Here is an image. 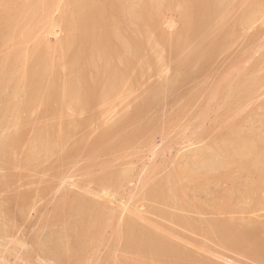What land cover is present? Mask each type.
<instances>
[{"label":"rangeland","instance_id":"obj_1","mask_svg":"<svg viewBox=\"0 0 264 264\" xmlns=\"http://www.w3.org/2000/svg\"><path fill=\"white\" fill-rule=\"evenodd\" d=\"M4 1L5 3L11 2L15 4V6L16 4L28 5L30 2H36L42 6L47 2V0H3V2L0 0V3L2 2L5 4ZM143 1L148 3L150 0ZM244 1L245 0H228L226 5L218 11L217 16H214L213 19L210 18L211 21H209L207 18H204L206 17L205 13H203L205 11L200 5L201 3L199 4L197 0H193L195 6L192 7L193 9L191 10L188 8L190 3L188 4L186 0H162L158 5L152 4V7H148L150 9H147L146 20L140 24L141 27L139 26L138 21H130L128 12H134L138 9L137 4L131 6L130 10H127L126 12L127 19L125 18V20H127V22L123 21L125 25H119L118 27L120 28L124 41H128L131 37H136L142 42L141 49L139 50L141 51L139 52V58L137 56L136 59H133L136 60L134 63H137L134 64L135 68L131 76L132 79L130 80V77L127 79L128 83L126 82L127 84H125L121 92L115 94L113 97L111 96L107 98L105 102L102 101L97 103V106L94 105L92 109H83L84 111L76 109L73 106H68L69 104L67 102L65 103L66 105L64 104L65 106L63 105L64 108L60 105V102L58 107V102L56 101L54 102L52 100L50 103L45 101L47 98L46 95L50 92V86L55 87L56 91L57 89L59 90L57 92V96L59 97L61 92L63 93V89L66 87V82L77 75V73L73 74V71L71 72V66L74 65L73 63L76 65L77 61L76 47L64 44H67V37L69 38L72 35V31L79 29V27H77L79 24L77 22H71L70 26L72 30H70L68 27H64L65 25L60 23V20L63 19L62 16H65L68 11L73 10L74 7H71L74 3L71 0V3L69 0H55L53 3V11H51V13L41 12L37 15L38 17L36 16L33 20L29 17H26L27 19L20 17V25L16 22V16L14 17L16 13L13 11V13L11 12L14 14L11 19V22L13 20V23H15L14 28L13 25H11V29H9V32L11 33H9L8 30L1 31V33L4 34L5 32L12 34V37H10L8 41H4L6 42L4 43L5 45L2 42L0 43V81L6 70V60L10 55L14 56L15 54H19L20 58L22 54V58L17 61L18 66L17 62L11 65V69L14 70L17 68L14 70L16 80L14 81L15 83H13L14 86L11 87L12 90L9 89L5 92L7 94L6 96H3L5 98L0 96V102L2 101L3 103L7 100L5 102L7 105L6 107H11V109L9 107L10 112L7 111L9 114L7 112V114H5V123L3 122L0 126V144L3 141L9 140L10 137H12L10 136L12 132L13 136L17 137L15 140L16 145H14L17 146V150H12L14 148L11 147L7 153L0 156V179L3 184L5 181L4 179L7 178L9 180V184L7 183V180L5 186L0 181V264H110L111 262V264H161L162 261L155 263L156 259L152 258V256H147L146 258H143L145 259L143 260L137 252L135 253L134 250L126 247L128 245L125 244L127 237H124V235H126L124 227L128 222L137 223L136 225L139 228H146L158 237L160 236L163 240L168 241L173 246L180 248L185 254H189V258L187 255L189 261L187 258L184 260L182 257H178L177 260V257H174L170 258L171 260L173 259L172 261L168 260L170 264H181L183 260L184 262L187 260L188 264H192L194 257H196V259L198 258V262H196L197 264H202L200 262H203V264H261V259V261L258 262L257 259H254L255 257L253 255V257H251V254L247 253L250 252L249 250H244L242 252L238 250V252L236 249L234 250L233 247L230 248L231 246H228L227 244L225 245L224 242L222 244L221 237L218 235V238L215 232L211 233L213 231L210 228L209 221L219 219L229 220L231 222L235 221L234 223H237V221L238 223H243L248 220L250 223L253 222V224H261L262 233H264V203L254 207V200L259 195L258 198L264 200V190H260L262 193L259 191L258 196H254L255 198L246 195V189L248 187L251 188L250 186H252V184L256 186L260 178L264 176V163L260 166L261 169L259 167V170H257L258 168L250 167L247 168L248 170L246 171L244 168H236L239 166L236 164L232 165L236 169H233L231 166L230 169H228L229 171H227V169L215 170L211 173L213 180L208 184V190L203 191L197 189L196 183L193 184V182L184 179L178 182V187H176L177 185L175 186L177 192L173 194L166 192L171 189L170 186L173 187L175 182L177 183V180L173 181V178H169L173 177L178 170H184L190 166L194 172H198L196 174L198 176H201L203 173L211 175L210 171L207 169H203L199 165H193V162L196 159L195 155H204L205 152L208 154L213 153V157L218 159L227 157L229 155L227 153L229 145L227 144L229 141L228 139H231L229 138L231 136L233 137L232 139H237L236 141H241V139L244 141L248 139L251 143L258 142V145L261 146L259 150L264 154V83H259L260 86L258 84L259 80L260 82L264 80V56H262L264 55V4L262 3L263 6L259 7L255 16L256 18H254L255 21L242 24L243 26L240 25L238 27L239 20L242 18L245 11L248 10L249 6H251L247 2L248 5L243 4ZM44 15L46 17H44ZM204 19L205 21H208L205 22ZM16 24L19 25V27H17ZM22 24H26V27ZM15 26L18 29H16ZM12 29L13 32L11 31ZM229 29L232 33L230 35L228 34V32H230ZM69 30L71 31L70 33H68ZM233 30H236L238 33L236 31L232 32ZM223 31L227 32L228 36ZM167 33L169 35H167ZM198 33L199 35H197ZM225 34L226 36H224ZM222 36L223 38L226 37L224 39L225 42L227 41L225 45H222L223 47L219 46L212 55L208 53L209 51H205V54L189 68L190 70L185 68V63L187 62L188 57L192 56L197 50H204L206 47L209 48L208 45L210 43L218 42L217 40L222 39ZM227 37L229 38L228 40ZM195 40H197V42H195ZM192 44L195 47H193ZM40 46L43 47V50L47 52V56L50 57L48 58V63L49 68H52L54 71L53 75L48 74L45 76L39 99L28 108L22 109V112L20 111L18 114L16 113L13 115V104L18 102L19 104H22L25 102V93L28 91L29 80H24L23 78V73L26 69V62L28 61L29 63L32 58L35 57L37 54L36 51ZM27 54L28 57L26 56ZM30 55H34V57H31ZM203 58H205L206 61H204ZM202 61L204 62V65ZM95 63L93 64V68L97 63H101L99 58H96ZM124 63L126 62L124 61ZM124 63L120 65V68H124L126 65ZM201 63L203 66L200 65ZM257 63L260 64L259 66L261 69L257 66ZM2 65H4L5 68L2 67ZM199 65L200 67H198ZM255 67H258L256 68L258 69L257 72L256 69L255 72L252 70ZM239 68L242 72H246L244 71L246 68V70L250 69V72L247 71L246 73H243L242 77L245 80L248 79L247 81H255L256 78V81H258H255L257 84L256 90H258L255 92L254 97L252 96L251 98L246 99V102H244L245 100H241V102L235 97L236 100H234V102L237 100L240 102L237 101L234 103L232 101L233 98L229 97L226 92L219 91L220 93H216L215 90H218L219 87L225 86L237 79V81H239L242 74ZM183 71H185V74L183 73L181 75ZM251 71L253 72L252 76ZM238 73L240 74L238 75ZM226 74L228 76H226ZM19 75L20 78H18ZM237 75L239 77H237ZM254 75L255 78H253ZM36 76L37 78H34V81L32 80V84L39 82L38 80L41 78V74ZM53 76L56 77L58 81L56 78L54 80ZM89 76V79H94L93 76L95 77V73L90 71ZM258 77L260 79H258ZM48 80L50 82H48ZM45 90L48 91L46 92ZM14 91L17 93L15 98H13V96H15ZM157 91H160L158 97L154 96ZM221 93H223V96ZM214 94L220 95L214 96ZM219 96L221 97L219 98ZM2 98L3 100H1ZM41 100H43V102H41ZM231 102H233L236 107L233 106ZM5 103L3 104L5 105ZM229 105L231 107H229ZM39 106L41 108H39ZM201 111H203V113H201ZM20 114H22V116ZM37 114L40 115L37 116ZM130 115L132 116L131 119L130 117H127ZM16 116L18 117L16 118ZM121 119H130L131 122H127L123 127L124 129H121V131L118 130L116 133L114 129L120 124V122H123ZM16 120L19 122H16ZM82 122L85 124L83 125ZM127 124L130 125L128 126ZM48 125H50L52 129H50L51 127L49 126L50 130H48ZM53 126L58 128L57 132L56 128H53ZM69 128L71 130H67ZM112 128L114 129L111 130ZM42 129H44L43 133ZM53 129L55 130L53 131ZM109 130L111 133H109ZM35 131L36 136L34 134ZM37 131H40L41 134ZM48 132H56L57 134L62 132L65 133H62L64 134L63 141L65 140L63 145L60 144L63 142L62 139L60 140L61 142L59 141V144L57 142L53 143L56 145V149L59 145L58 147L61 148L62 146L63 150L62 148L56 150L55 147H53L52 150L46 151L50 152L51 157L49 156V153H46L44 150H38V157L35 159L36 154L31 148L36 142H44L51 139L47 138L50 135V133L48 135ZM112 132H115V134ZM15 134H18V136ZM108 134L109 136L110 134L112 135L109 137ZM20 136L22 137L21 140L19 139ZM43 136H45L44 138L46 139H44ZM127 136L131 138L125 141V139L128 138ZM102 138L105 140V144H103L105 147H102L103 151L101 150V147L93 148L92 143H95L96 145L98 140ZM27 139L29 141H27ZM134 139H136V141ZM30 140L32 142H30ZM28 142L31 143L29 146H27ZM79 142L84 143L79 144ZM77 144L80 146L76 147ZM219 147L222 148L219 151L217 150L218 152L214 151ZM70 148L77 152L72 151ZM29 149L31 153L28 151ZM27 151L32 154L33 157L30 154H28V156ZM67 151L71 153L74 152V154L68 157L67 154H69V152L66 154ZM218 153L219 156H217ZM65 155L68 157L69 161L66 159L67 157H64ZM28 158H31L30 160L33 161L31 162L29 160L28 162ZM245 158L248 159L246 156L239 157V159L242 160ZM6 159L8 161L13 160L14 162L9 163L7 161L8 164H6ZM24 159L25 161L27 159L28 164L25 165L22 163L25 162L23 161ZM30 164L33 166L31 167ZM41 164L43 165L40 166ZM223 170L224 172H222ZM242 170L244 171L242 172ZM119 171L120 174H122L120 176L126 174L125 177L128 178V180L124 179L120 185L113 184L115 185L113 186L114 188L112 185H102V183L98 181L101 177L104 178V176H109V174L110 176L112 174L115 176V173L117 174ZM235 171L237 173H234ZM231 172L233 174H231ZM234 175L237 178H235ZM117 176H119V174ZM96 179L97 181H94ZM227 179H230L229 182ZM163 182L165 187L164 185H161ZM165 182H167L168 185ZM1 184L3 185V188ZM121 184H123L122 187ZM249 188L247 190H249ZM232 190H234L233 193L237 191L234 193L235 195H233ZM159 191L161 194L165 192L167 193L166 195L168 197L165 199V202L158 197V193H160ZM148 193L150 195H148ZM227 193L232 194L228 199H226L229 195H227ZM239 194L241 196L245 195L246 197L241 199L239 198ZM151 195L152 198L150 197ZM231 197L233 198L232 200ZM72 198H83L84 200L86 199L93 202L99 207L101 205V212H103L105 216L103 215V217H99L97 219L98 221H91V223L95 224L94 226H97V222L98 225L100 224L99 227L97 226L98 229L95 228L96 231H89L92 234H89L88 231H86L85 234L79 230V228L77 229V231H79L76 232V227L73 225H76V222L78 223L80 218L77 220L76 214L72 211L69 213V207H71V203L69 202L73 200ZM224 199H226V201ZM223 200L230 203L228 205H230L231 211L228 210L225 213H221V215L216 213L218 216L211 213L213 207H209L214 204L216 205V203H222L221 201ZM203 203L205 204L204 209L206 208L210 211L207 210L208 212L204 213L201 210ZM237 203H239V205ZM236 204L237 206H235ZM65 207H68V209H65ZM64 209L66 210L65 214L69 213L68 216L65 215L68 219L64 216L65 220L62 219L63 215H60V212L63 213ZM56 214L60 215L59 217H61V220L60 218L58 219ZM178 217H183L187 221H180L181 223H179ZM74 218L76 221L73 220ZM111 219L113 221H111ZM99 221L101 222L99 223ZM108 221L109 223H107ZM190 223L193 224V227ZM186 224L188 226H186ZM80 231L86 236L82 235L83 238L80 237ZM65 233L67 234L65 235ZM72 233L78 235V237L72 235ZM115 233H117V235ZM87 234L91 236L88 238L89 235ZM120 234L121 237H124L125 239H122ZM84 237H86V239H84ZM75 239H77V241H75ZM83 239L84 241L82 242ZM72 240L75 243L78 241L82 242L80 244L84 245V247L77 246L80 245L79 242L76 245L74 242L72 243ZM68 242L69 244L67 248L66 245ZM86 242L92 243V245L89 243L90 247H87V249L85 248L88 245ZM114 247L117 248V250ZM78 249L81 250L78 251ZM168 261H166V263ZM174 261L177 263H173ZM187 261L185 264H187ZM195 261L196 260H194L193 264H195ZM163 262L165 263V261Z\"/></svg>","mask_w":264,"mask_h":264},{"label":"bare ground","instance_id":"obj_2","mask_svg":"<svg viewBox=\"0 0 264 264\" xmlns=\"http://www.w3.org/2000/svg\"><path fill=\"white\" fill-rule=\"evenodd\" d=\"M2 2H3V0H1ZM8 1H10V0H8ZM54 1L55 0H47V2L44 4V5H39V4H37L36 2H30V4H28V5H17L16 4V6H15V4H13V3H11V2H8V3H5V1H4V3L5 4H3L2 2V4L0 3V43L2 42L3 44L4 43H6V42H4V41H8L9 40V38L10 37H12V34H8V32L10 31L9 29H11V25H13V28H14V25H15V23H13V20H12V22H11V19H12V15H14V14H12L13 12L14 13H16V15H14V17L16 16V22H17V24H19L20 25V21H21V18H23V19H27L26 17H29V18H31L32 20L33 19H35V17L37 16V15H39V13H41V12H45V13H51V11H53L52 9H53V3H54ZM73 3H74V5H72V7L71 8H73V10H71V11H68V10H65V11H68L66 14H65V16H62V20H60V23L61 24H63V25H65L64 27H68L70 30H72L71 29V22H77L78 24H79V26H77V27H79V29H77L76 31H72V35L68 38L67 37V44H64V45H67V46H75L76 47V50L75 49H73V50H75L76 51V60L78 61H76V65H75V63H73L74 65V67L73 66H71V72L73 71V74H76L77 73V75L76 76H72L73 78H71V80H68L67 82H66V87L63 89V93L61 92V94L59 95V97L57 96L58 95V89H57V91H56V88L55 87H51L50 86V92H48V94L46 95L47 96V98H46V102L47 103H50L52 100L55 102H58L57 103V106L59 105V102H60V105H62V107H64L66 104V102L69 104H67L68 106H73V107H75L76 109H80V110H83V109H86V110H88L89 108H91L92 109V107L94 106V105H96L97 103H99V102H105V100H107V98H109V97H113V96H115V94H117V93H119V92H121V90L124 88V86H125V84H127L128 82H127V79L130 77V80L132 79L131 78V76H132V74H133V71H134V68H135V66H134V64L135 63H137V62H135L134 63V61H136V60H133L134 58L136 59V57L138 56V58H139V52H141V51H139L140 49H141V46H142V42H141V40L138 38H136V37H131V38H129L128 39V41H124V38L122 37V34H121V32H120V28L118 27L119 25H125V23L123 22V21H126L127 22V20H125V18L127 19V14H126V12H127V10H130V8H131V6H133V5H136L137 4V6H138V9L136 10V11H132V12H128V15L130 16V21H133V20H136V21H138L139 22V26H140V24L141 23H143V21H145L146 20V11H147V9H150V8H148V7H152V4H156V5H158L159 3H161V1L162 0H150L148 3H146V2H144L143 0H71ZM250 1V0H249ZM248 0H245L244 2H243V4H245V5H248L247 3H249V5H251V6H249V8H248V10H246L245 11V13L243 14V16H242V18L239 20V22H238V27L240 26V25H242V24H246V23H250L251 21H255L254 20V18H256L255 16H256V14H257V12H258V9H259V7L261 6H263L262 5V3L264 4V0H253V1H250L249 2ZM7 2V1H6ZM69 2H70V0H69ZM186 2L189 4L190 3V6L188 7V8H190V10L191 9H193L192 7H194L195 5V2H193V0H186ZM197 2H199V4L202 6V8H203V10L205 11V12H203V13H205V15H206V17H204L205 19L207 18L209 21H211L210 20V18L211 19H213V17L214 16H217V14H218V11L219 10H221L225 5H226V2H228V0H197ZM242 2V1H241ZM247 2V3H246ZM71 3V2H70ZM69 3V4H70ZM185 3V2H184ZM196 4H198V3H196ZM185 5H186V3H185ZM171 6V5H170ZM188 6V5H187ZM14 7V8H13ZM67 8V7H66ZM71 8H69V9H71ZM187 8V7H186ZM186 8H185V10H186ZM264 8V7H263ZM59 9V8H58ZM57 9V10H58ZM170 9V8H169ZM244 10V9H243ZM13 11V12H12ZM187 11V10H186ZM185 11V12H186ZM2 12V13H1ZM12 12V13H11ZM64 12V11H63ZM148 12V11H147ZM179 12V11H178ZM189 13V12H188ZM29 14H30V16H29ZM42 15V14H41ZM63 15V14H62ZM53 16V15H52ZM185 16V15H184ZM258 16V15H257ZM21 17V18H20ZM38 17V16H37ZM44 17H46L45 15H44ZM49 17V16H48ZM17 18H19V19H17ZM40 18V17H39ZM30 19V20H31ZM205 19H204V21H205ZM41 20V19H40ZM191 20V19H190ZM207 20V21H208ZM28 21V20H27ZM195 21V20H194ZM193 21V22H194ZM203 21V22H204ZM207 21H205V22H207ZM238 21V20H237ZM20 22V23H19ZM220 23V22H219ZM222 23V22H221ZM237 23V22H236ZM16 24V26L17 27H19V25H17ZM76 24V23H75ZM77 24V25H78ZM151 24V23H150ZM223 24V23H222ZM225 24V23H224ZM23 26H25L24 24H22ZM35 25V24H34ZM157 25V24H156ZM236 25V24H235ZM15 26V28L16 29H18L17 27ZM75 26V25H74ZM73 26V27H74ZM220 26V25H219ZM222 26V25H221ZM225 26V25H224ZM243 26V25H242ZM26 27V26H25ZM58 27V26H57ZM141 27V26H140ZM152 27V26H151ZM237 27V26H236ZM129 28V27H128ZM194 28V27H193ZM225 28V27H224ZM223 28V29H224ZM228 28V27H227ZM21 29V28H20ZM67 29V28H66ZM76 29V28H75ZM197 29H200V28H197ZM2 30H8V32L6 33L5 31V34L4 33H1V31ZM25 30V29H24ZM65 30V29H64ZM68 30V29H67ZM69 30V32L68 33H70L71 31ZM123 30V29H122ZM184 30V29H183ZM210 30V29H209ZM12 32H13V29L11 30ZM155 31V30H154ZM182 31V30H181ZM203 31V30H202ZM229 31H230V29H229ZM236 30H233L232 32H235ZM241 31V30H240ZM20 32V31H19ZM222 32V31H221ZM223 32H225V31H223ZM237 32V31H236ZM9 33H11V32H9ZM16 33V32H15ZM23 33V32H22ZM63 33V32H62ZM189 33V32H188ZM226 34H227V32H225ZM238 33V32H237ZM17 34V33H16ZM180 34V33H179ZM226 34L224 35V36H226ZM228 34L230 35V34H232L231 33V31L230 32H228ZM228 34H227V36H228ZM236 34V33H235ZM13 35H15V34H13ZM137 35V34H136ZM156 35V34H155ZM167 35H169L168 33H167ZM189 35V34H188ZM197 35H199V33L197 34ZM18 36V35H17ZM17 36H15V37H17ZM21 36H23V35H21ZM126 36V35H125ZM135 36V35H134ZM152 36V35H151ZM219 36V35H218ZM158 37V36H157ZM195 37V36H194ZM206 37V36H205ZM21 38V37H20ZM164 38V37H163ZM224 38H226V37H224ZM223 38V36H222V39H220V40H217L218 42H216V43H210L208 46H209V48H205L204 50H197V51H195L194 52V54L192 55V56H190V57H188L187 58V62L185 63V68L188 70L190 67H192V65L198 60V59H200L204 54H205V51H209L208 53L210 54V55H212L213 53H214V51L219 47V46H221V47H223L222 45H225V43L227 42H225V39ZM198 39H200V38H198ZM214 39H216V38H214ZM229 38L227 37V40H228ZM17 40V39H16ZM15 40V41H16ZM158 40V39H157ZM168 40V39H167ZM180 40H182V39H180ZM190 40V39H189ZM204 40V39H203ZM41 41V40H40ZM65 41V40H64ZM122 41H124V42H122ZM159 41V40H158ZM201 41V40H200ZM205 41V40H204ZM213 41V40H212ZM149 42H150V40H149ZM162 42V41H161ZM174 42H176V41H174ZM177 42H179V41H177ZM195 42H197V40H195ZM203 42V41H202ZM194 43V42H193ZM205 43V42H204ZM8 44V43H7ZM48 44V43H47ZM63 44V43H62ZM61 44V45H62ZM158 44H159V42H158ZM163 44V43H162ZM195 44V43H194ZM206 44V43H205ZM5 45V44H4ZM64 45H63V48H64ZM161 45V44H160ZM182 45V44H181ZM196 45V44H195ZM49 46V45H48ZM180 46V45H179ZM192 46H193V44H192ZM197 46H199V45H197ZM260 46V45H259ZM166 47V46H165ZM169 47H170V45H169ZM178 47V46H177ZM193 47H195V46H193ZM252 47V46H251ZM4 48V47H3ZM204 48V47H203ZM165 49V48H164ZM184 49V48H183ZM227 49V48H226ZM225 49V50H226ZM3 50V49H2ZM166 50V49H165ZM4 51V50H3ZM56 51H58V50H56ZM168 51V50H167ZM180 51V50H179ZM185 51V50H184ZM2 52V51H1ZM166 52V51H165ZM3 53V52H2ZM5 53V52H4ZM34 53V52H33ZM37 53V54H36ZM36 53H34V54H36L35 55V57H34V55L33 56H31V57H34V58H32V60L28 63V61L26 62V65H25V70H24V73H23V78H24V80H29V85H28V91H27V93H25L26 95H25V102H23L22 104H19V102L18 103H14L13 104V107H12V109H13V111L12 112H14L13 113V115H15L16 113L18 114L22 109H25V108H28L30 105H32L34 102H36L38 99H39V96H40V94H41V91H42V87H43V82H44V80H45V76L46 75H53V69L51 68H49V63H48V58H50V57H48L47 56V52H45L44 50H43V47H39V49L36 51ZM259 53V52H258ZM10 54V53H9ZM191 54V53H190ZM6 55V54H5ZM8 55V54H7ZM27 57H28V54L26 55ZM52 56V55H51ZM243 56V55H242ZM262 56H264V55H262ZM9 57V56H8ZM7 57V58H8ZM26 57V58H27ZM181 57V56H180ZM205 57V56H204ZM206 57H207V55H206ZM205 57V58H206ZM208 57H209V55H208ZM21 58H22V54H21V56H20V58H19V54H15L14 56H12V55H10V57L6 60L7 61V63H6V70H5V73H4V75H3V77H2V79H1V81H0V96L1 97H3V96H6L7 94L5 93L7 90H9V89H11V87H13L14 85H13V83H15L14 81L16 80V75H14V70H16L17 68H15L14 70L13 69H11V65L12 64H14V63H16L18 60H21ZM66 58V57H65ZM96 58H99V60H100V64L99 63H97V65L93 68V64L95 63V60H96ZM185 58V57H184ZM205 58H203L204 59V61H206L205 60ZM25 59V58H24ZM207 59H210V58H207ZM243 59V58H242ZM260 59V58H259ZM258 59V60H259ZM183 60V59H182ZM257 60V61H258ZM124 61L126 62V63H124ZM185 61V60H184ZM260 61V60H259ZM52 62V61H51ZM75 62V61H74ZM148 62V61H147ZM203 62V61H202ZM264 62V61H263ZM126 64L125 66H124V68H120V65L121 64ZM182 63V62H181ZM262 63V62H261ZM25 64V63H24ZM24 64H22V65H24ZM96 64V63H95ZM258 64V63H257ZM21 65V66H22ZM52 65V64H51ZM70 65H71V63H70ZM69 65V66H70ZM184 65V64H183ZM200 65H202V63L200 64ZM200 65L198 66V67H200ZM203 65H204V62H203ZM202 65V66H203ZM235 65V64H234ZM260 64H258L257 66H259ZM17 66H18V62H17ZM16 66V67H17ZM20 66V67H21ZM28 66V67H27ZM139 66V65H138ZM182 66V65H181ZM237 66V65H236ZM239 66H240V64H239ZM243 66V65H242ZM2 67H4L5 68V66L4 65H2ZM54 67H55V65H54ZM178 67H179V65H178ZM195 67V66H194ZM260 67V66H259ZM13 68V67H12ZM182 68V67H181ZM256 68H258V67H255V68H253L252 70H253V72H255V69ZM19 69V68H18ZM21 69V68H20ZM62 69V68H61ZM64 69H66V68H64ZM63 69V70H64ZM185 69V70H186ZM240 69V68H239ZM238 69V70H239ZM247 69V68H246ZM244 70V71H249L250 69H248V70ZM260 69H261V67H260ZM23 70H21V71H23ZM67 70V69H66ZM69 70V69H68ZM182 70V69H181ZM190 70V69H189ZM241 70V69H240ZM92 72V73H95V77L93 76V78L94 79H89V72ZM237 71V70H236ZM258 71V69H256V72ZM66 72V71H65ZM68 72V71H67ZM189 72V71H188ZM235 72V71H234ZM233 72V73H234ZM241 72H242V70H241ZM246 72H242V74H241V78H240V80L239 81H234V82H230V83H228V84H226L225 86H221V87H219L218 88V90H215L216 91V93H220L219 91H221V92H226L227 94H228V96L229 97H231V98H233L232 99V101L234 102V100H236V98L235 97H237L240 101L241 100H245L244 102H246V99H249V98H251L252 96L254 97V94H255V92L258 90H256V87H257V84H256V82H258V81H256V78H255V75L253 76V78H255V81L254 80H250V81H247V80H245V79H243V77H242V75H243V73H246ZM250 72V71H249ZM249 72H248V74H249ZM253 72L251 71V76L253 75ZM20 73V72H19ZM18 73V74H19ZM56 73V72H55ZM54 73V74H55ZM143 73V72H142ZM185 74V71H183L182 73H181V75L182 74ZM232 73V72H231ZM236 73V72H235ZM260 73H262V72H260ZM41 74V78H39V82H37V83H35V84H32V80L34 81L35 79L34 78H37V76L36 75H40ZM57 74H59V73H57ZM68 74V73H67ZM69 74H71V73H69ZM72 74V75H73ZM240 73H238V75H239ZM247 74V75H248ZM56 75V74H55ZM65 75V74H64ZM180 75V76H181ZM225 75V74H224ZM235 75V74H234ZM237 75V77H239ZM22 76V75H21ZM62 76V75H61ZM89 76V77H88ZM179 76V77H180ZM226 76H228L227 74H226ZM249 76V75H248ZM54 77V76H53ZM88 77V78H87ZM92 77V76H91ZM237 77H235V78H237ZM257 77V76H256ZM18 78H20V75H19V77ZM55 78L56 77H54V80H55ZM184 78V77H183ZM226 78V77H225ZM230 78V77H229ZM229 78H227V79H229ZM263 78V77H262ZM261 78V79H262ZM49 79H50V77H49ZM63 79V78H62ZM178 79V78H177ZM258 79H260L259 77H258ZM257 79V80H258ZM56 80H57V78H56ZM168 80V79H167ZM180 80H182V79H180ZM233 80V79H232ZM20 81V80H19ZM58 81V80H57ZM64 81H65V79H64ZM138 81V80H137ZM262 81V80H261ZM48 82H50L49 80H48ZM52 82H53V80H52ZM62 82V81H61ZM60 82V83H61ZM127 82V83H126ZM139 82V81H138ZM168 82V81H167ZM167 82H166V85H167ZM221 83V82H220ZM261 84V83H264V80L262 81V82H260V80H259V82H258V84ZM27 84H28V82H27ZM32 84V85H31ZM46 84V83H45ZM47 84H49V83H47ZM56 84V83H55ZM219 84V83H218ZM260 84H259V86H260ZM16 85V84H15ZM51 85V84H50ZM53 85V84H52ZM63 85V84H62ZM139 85V84H138ZM27 86V85H26ZM49 86V85H48ZM169 86V85H168ZM18 87V86H17ZM22 87V86H21ZM45 87H46V85H45ZM56 87H57V85H56ZM127 87V86H126ZM58 88V87H57ZM171 88V87H170ZM60 89V88H59ZM168 89V88H167ZM12 90V89H11ZM25 90H26V88H25ZM24 90V91H25ZM62 90V89H61ZM159 90V89H158ZM209 90V89H208ZM46 91V90H45ZM44 91V92H45ZM48 91V90H47ZM46 91V92H47ZM203 91V90H202ZM214 91V92H215ZM15 92V91H14ZM26 92V91H25ZM165 92H166V90H165ZM124 93V92H123ZM201 93H203V92H201ZM260 93V92H259ZM258 93V94H259ZM16 92L14 93V95L15 96H13V98H15L16 97ZM198 94V93H197ZM222 94V96H223V93H221ZM225 94V93H224ZM11 95V94H10ZM21 95V94H20ZM19 95V96H20ZM160 95V91H157L155 94H154V96H156V97H158ZM188 95V94H187ZM189 95H191V94H189ZM201 95V94H200ZM215 95H217V94H214V96ZM218 95H220V94H218ZM217 95V96H218ZM226 95V94H225ZM9 96V95H8ZM12 96V95H11ZM216 96V97H217ZM23 97V96H22ZM221 96H219V98H220ZM3 98H5V97H3ZM3 98L1 99V100H3ZM205 98V97H204ZM218 98V97H217ZM235 98V99H234ZM6 99H8V98H6ZM11 99V98H10ZM9 99V100H10ZM19 99V98H18ZM43 99V98H42ZM183 99V98H182ZM229 99V98H228ZM252 99H254V98H252ZM251 99V100H252ZM20 100V99H19ZM187 100H189V99H187ZM239 100H237L238 102H240ZM7 100H5L3 103H5ZM237 101H235V102H237ZM250 101V100H249ZM249 101H247V102H249ZM14 102H16V101H14ZM41 102H43V100H41ZM210 102H212V101H210ZM233 102H231L232 103V105L233 106H235L234 105V103ZM242 102V101H241ZM243 102V103H244ZM251 102V101H250ZM2 103V101L0 102V126L2 125V123L4 122V120H5V114H9V107L10 106H8V107H6L7 105H6V103H5V105ZM10 103V102H9ZM38 103V102H37ZM204 103V102H203ZM208 103V102H207ZM253 103V102H252ZM65 104V105H64ZM105 104H107V103H105ZM209 104V103H208ZM213 104V103H212ZM237 104H239V103H237ZM245 104V103H244ZM243 104V105H244ZM250 104V103H249ZM9 105V104H8ZM41 105H42V103H41ZM51 105V104H50ZM64 105V106H63ZM189 105V104H188ZM246 105V104H245ZM247 105H248V103H247ZM97 106V105H96ZM98 106H99V104H98ZM209 106V105H208ZM249 106V105H248ZM59 107V106H58ZM185 107V106H184ZM229 107H231L230 105H229ZM236 107V106H235ZM234 107V108H235ZM238 107V106H237ZM37 108V107H36ZM39 108H41L40 106H39ZM38 108V109H39ZM65 108V107H64ZM234 108H232V109H234ZM10 109H11V107H10ZM32 109V108H31ZM30 109V110H31ZM63 109V108H62ZM205 109V108H204ZM59 110V109H58ZM227 110H229V109H227ZM239 110V109H238ZM241 110V109H240ZM7 111H9V112H7ZM25 111V110H24ZM84 111V110H83ZM90 111V110H89ZM231 111V110H230ZM237 111V110H236ZM242 111H243V108H242ZM7 112V113H6ZM22 112V111H21ZM131 112V111H130ZM134 112V111H133ZM132 113V112H131ZM137 113V112H136ZM201 113H203V111H201ZM200 114V113H199ZM235 114V113H234ZM21 116H22V114H20ZM40 114H37V116H39ZM149 115V114H148ZM10 116V115H9ZM36 116V117H37ZM126 116V115H125ZM8 117V116H7ZM18 116H16V118H17ZM51 117V116H50ZM55 117V116H54ZM128 118L130 117V119H131V115L130 116H127ZM147 117V116H146ZM153 117V116H152ZM177 117H180V116H177ZM176 117V118H177ZM8 118H10V117H8ZM20 118V117H19ZM62 118V117H61ZM231 118V117H230ZM59 119V118H58ZM57 119V120H58ZM130 119H125V120H123V119H121V120H123V122H120V124L114 129V128H112L111 130H115L116 131V133H117V131L118 130H120L121 131V129L123 130L124 128V125L127 123V122H129L130 121ZM135 119V118H134ZM19 120V119H18ZM18 120H16V122L18 121ZM90 120V119H89ZM88 120V121H89ZM6 121V120H5ZM11 121H12V119H11ZM21 121V120H20ZM91 121V120H90ZM132 121H133V119H132ZM136 121V120H135ZM140 121V120H139ZM230 121V120H229ZM232 121V120H231ZM14 122V121H13ZM19 122V121H18ZM84 122V121H83ZM83 122H82V124H83ZM131 122V121H130ZM154 122V121H153ZM203 122V121H202ZM236 122V121H235ZM243 122V121H242ZM5 123V122H4ZM8 123V122H7ZM21 123V122H20ZM69 123V122H68ZM77 123V122H76ZM80 123V122H79ZM85 123H86V121H85ZM84 123V124H85ZM119 123V122H118ZM137 123V122H136ZM15 124V123H14ZM60 124H62V123H60ZM83 124V125H84ZM149 124V123H148ZM236 124V123H235ZM22 125V124H21ZM63 125V124H62ZM67 125V124H66ZM71 125V124H70ZM87 125V124H86ZM128 126L130 125V124H127ZM142 125V124H141ZM6 126V125H5ZM22 126H24V125H22ZM50 125H48V127H47V129L48 130H50V129H52V127L50 128L49 127ZM72 126V125H71ZM75 126V125H74ZM79 126H80V124H79ZM78 126V127H79ZM116 126V125H115ZM145 126V125H144ZM230 126V125H229ZM236 126V125H235ZM4 127V126H3ZM21 127V126H20ZM26 127V126H25ZM45 127V126H44ZM59 127V126H58ZM61 127V126H60ZM69 127V126H68ZM77 127V128H78ZM81 127H82V125H81ZM80 127V128H81ZM86 127V126H85ZM126 127V126H125ZM146 127H147V125H146ZM150 127V126H149ZM148 127V128H149ZM237 127H239V126H237ZM236 127V128H237ZM22 128V127H21ZM42 128V127H41ZM50 128V129H49ZM53 128H56V132H57V127H54L53 126ZM67 128V127H66ZM74 128H76V127H74ZM1 129V128H0ZM4 129V128H3ZM45 129V128H44ZM44 129H42V133H43V131H44ZM61 129V128H60ZM79 129V128H78ZM158 129V128H157ZM199 129H201V128H199ZM234 129V128H233ZM239 129H241V128H239ZM253 129V128H252ZM55 129H53V131H54ZM65 130V129H64ZM67 130H71L70 128L69 129H67ZM156 130V129H155ZM154 130V131H155ZM235 130V129H234ZM238 130V129H237ZM59 131H62V130H59ZM146 131V130H145ZM148 131V130H147ZM199 131V130H198ZM229 131V130H228ZM39 134H41L40 133V131H37ZM56 132H53V133H50V132H48V135H49V133H50V135H49V137H47V138H51V139H48V140H46V141H44V142H36L33 146H32V148L31 149H33L34 151V153L36 154V158H35V155H34V158L35 159H37V151L39 150H44L45 152L46 151H49V150H52L53 149V147H55V149H56V145L55 144H53L54 142H57L58 144H59V141L62 139V141H63V135L65 134L64 132H62V133H64V134H62V133H56ZM82 132V131H81ZM124 132V131H123ZM37 133V134H38ZM56 133V134H55ZM75 133V132H74ZM109 133H111V131L109 130ZM112 133H114L115 134V132H112ZM136 133V132H135ZM149 133V132H148ZM35 136H36V131H35ZM71 134V133H70ZM123 134V133H122ZM130 134H131V132H130ZM239 134V133H238ZM245 134V133H244ZM15 135H17L18 136V134H15ZM112 134H110V136H111ZM120 135V134H119ZM138 135H139V133H138ZM209 135V134H208ZM10 136H12V137H10V139L9 140H6V141H3L1 144H0V156H2V155H4L5 153H7L8 152V150H10V148L12 147V148H14V149H12V150H17L16 148H17V146H14V145H16L15 144V140H16V138L17 137H15V136H13V132L11 133V135ZM26 136V135H25ZM108 136H109V134H108ZM107 136V137H108ZM109 136V137H110ZM126 136V135H125ZM131 136V135H130ZM134 136V135H133ZM132 136V137H133ZM211 136V135H210ZM230 136H231V134H230ZM244 136V135H243ZM15 137V138H14ZM24 137V136H23ZM45 136H43V138H44ZM118 137V136H117ZM122 137V136H121ZM128 137V136H127ZM245 137V136H244ZM248 137V136H247ZM28 138V137H27ZM31 138V137H30ZM29 138V139H30ZM35 138V137H34ZM106 138V137H105ZM115 138V137H114ZM129 138H131V137H128V138H126L125 139V141H127ZM229 138H231V139H228L229 141H228V144L227 145H229V149L227 150V153L229 154L227 157H224L223 159H218V158H216V157H213L214 155H213V153L212 154H208V153H205L204 152V155H202V154H198V155H195L196 156V159H195V161L193 162V165H199V166H201L203 169H207L208 171H210V174L211 173H213V171H215V170H222V169H227V171H229L228 169H230V167L232 166V165H234V164H236L238 167H236V168H241V169H243L244 168V170L246 169V171L248 170L247 168H258L257 170H259V167L261 166V165H263V163H264V154L259 150V148H261V146L260 145H258V142H249L248 141V139L247 140H244V141H242V139H241V141H236V140H234V139H232L233 137L231 136V137H229ZM249 138H250V136H249ZM19 139L21 140L22 139V137L20 136L19 137ZM24 139V138H23ZM25 139H26V137H25ZM36 139H37V137H36ZM44 139H46V138H44ZM53 139H54V141H53ZM66 139V138H65ZM111 139V138H110ZM152 139V138H151ZM199 139V138H198ZM197 139V140H198ZM256 139V138H255ZM259 139V138H258ZM262 139V138H261ZM32 140V139H31ZM30 140V142H32ZM67 140V139H66ZM135 141H136V139H134ZM225 140V139H224ZM250 140V139H249ZM254 140V139H253ZM19 141V140H18ZM27 141H29L28 139H27ZM65 141V140H64ZM64 141L63 142H61L60 144L61 145H63V143H64ZM80 141H82V140H80ZM96 141V140H95ZM227 141V140H226ZM105 142V140H104V138H102V139H100V140H98V142L96 143V145H95V143L93 144L92 143V147L93 148H96V147H101V150H102V147H105L103 144H105L104 143ZM128 142H130V141H128ZM17 143H19V142H17ZM56 143V144H57ZM82 143H84V142H79V144H82ZM126 143V142H125ZM19 144H21V143H19ZM18 144V145H19ZM31 143H29L28 142V145L27 146H29ZM79 144H77V146L76 147H79L80 145ZM86 144V143H85ZM260 144V143H259ZM262 144V143H261ZM102 145V146H101ZM111 145H112V143H111ZM30 146V147H31ZM59 146V145H58ZM57 146V149H61L62 148V150H63V147L61 146V148H59ZM87 146V145H86ZM113 146V145H112ZM19 147V146H18ZM21 147V146H20ZM29 147V148H30ZM108 147V146H107ZM84 148V147H83ZM222 147H219V148H216L214 151H219L220 149H221ZM56 149V150H57ZM71 149V148H70ZM74 149H75V147H74ZM72 150V151H76V150ZM80 149V148H79ZM85 149V148H84ZM98 149V148H97ZM107 149V148H106ZM105 149V150H106ZM111 149H113V148H111ZM263 149H264V147H263ZM55 150V151H56ZM70 150V151H71ZM88 150V149H87ZM90 150V149H89ZM101 150H99V151H101ZM104 150V151H105ZM210 150V149H209ZM20 151V150H19ZM29 152H30V149L28 150ZM27 151V152H28ZM32 151V150H31ZM54 151V152H55ZM103 151V150H102ZM201 151V150H200ZM217 151V152H218ZM263 151V150H262ZM15 152V151H14ZM27 153V155L28 154H30V153ZM53 152V153H54ZM63 152V151H62ZM69 151H67L66 152V154L68 153ZM77 152V151H76ZM16 153V152H15ZM43 153V152H42ZM46 153H49V156H50V152H46ZM57 153V152H56ZM59 153V152H58ZM65 153V152H64ZM64 153H63V155H64ZM81 153V152H80ZM101 153V152H100ZM12 154V153H11ZM20 154V153H19ZM74 154V152L73 153H71V152H69V154H67L68 155V157H70V156H72ZM76 154V153H75ZM79 154V153H78ZM90 154V153H89ZM95 154V153H94ZM98 154V153H97ZM221 154V153H220ZM223 154V153H222ZM8 155V154H7ZM26 155V156H27ZM32 157H33V155L32 154H30ZM44 155V154H43ZM47 155V154H46ZM29 156V155H28ZM27 156V157H28ZM30 156V157H31ZM192 156V155H191ZM217 156H219V153H218V155ZM240 156H246V157H248V159H239V157ZM9 157H11V156H9ZM19 157V156H18ZM17 157V158H18ZM39 157H40V155H39ZM51 157V156H50ZM65 158L67 157L66 155L64 156ZM68 157L66 158L67 160H68ZM97 157V156H96ZM222 157V156H221ZM1 158V157H0ZM7 158V157H6ZM42 158V157H41ZM88 158H89V156H88ZM92 158V157H91ZM191 158V157H190ZM12 159V158H11ZM14 159V158H13ZM31 159V158H30ZM29 158H28V162H29V160H30ZM98 159V158H97ZM2 160V159H1ZM5 160V159H4ZM65 160V159H64ZM90 160V159H89ZM189 160V159H188ZM8 160L6 159V161L5 162H7ZM23 161H25V159L23 160ZM31 161V160H30ZM33 161V160H32ZM31 161V162H32ZM38 161V160H37ZM63 161V160H62ZM61 161V162H62ZM69 161V160H68ZM68 161H66V162H68ZM1 162V161H0ZM9 163H13L14 161L13 160H11V161H8ZM8 162L6 163V164H8ZM26 162V163H25ZM25 162H22V163H24L25 165L26 164H28V162H27V159H26V161ZM190 162V161H189ZM2 163H3V161H2ZM34 163H36V162H34ZM56 163V162H55ZM58 163V162H57ZM1 164V163H0ZM37 164V163H36ZM51 164V163H50ZM188 164V163H187ZM31 165V164H30ZM30 165H28V166H30ZM43 164H41L40 166H42ZM192 165V166H193ZM33 165H31V167H32ZM34 166H36V165H34ZM38 166V165H37ZM264 166V165H263ZM26 167V166H25ZM54 167V166H53ZM233 167V166H232ZM26 168H28V167H26ZM63 168H65V167H63ZM180 168V167H179ZM192 168V167H191ZM190 168V166L187 168V169H184V170H178L177 172H175V174H174V176L173 177H170L169 179H172L173 178V181L174 180H177V183L175 182V185L172 187V186H170L171 187V189H169V191H166V192H168V193H175V192H177L176 191V187H178V182L179 181H182V180H184V179H187V180H189V181H191V182H193V184L194 183H196L197 185H196V187H197V189H201V190H208L207 189V186H208V184L213 180V177H212V174L211 175H209L208 173H203L201 176H198V175H196L197 173L196 172H194L192 169ZM235 167H233V169H234ZM235 168V169H236ZM59 169H60V167H59ZM195 170H197L196 168H194ZM233 169H231V170H233ZM240 169V170H241ZM260 169H261V167H260ZM85 170H86V168H85ZM155 170V169H154ZM153 170V171H154ZM211 170H212V172H211ZM239 170V169H238ZM244 170H242V172L244 171ZM252 170H254V169H252ZM50 171V170H49ZM198 171V170H197ZM200 171V170H199ZM204 171V170H203ZM202 171V172H203ZM50 172H52V171H50ZM86 172H87V170H86ZM222 172H224V170L222 171ZM233 172V171H232ZM231 172V174H233ZM253 172V171H252ZM251 172V173H252ZM264 172V171H263ZM227 173V172H226ZM229 173V172H228ZM234 173H237L236 171L234 172ZM254 173V172H253ZM261 173V172H260ZM119 174V176H117ZM124 174H125V172H124ZM130 174V173H129ZM220 174V173H219ZM247 174V173H246ZM259 174V173H258ZM13 175V174H12ZM120 175H122V174H120V171H119V173L117 172V174L115 173V176H117V177H115V176H113V174L110 176V174H109V176H104V178L103 177H101V179H99L98 181L100 182V183H102V185H112V187L113 186H115V185H113V184H119L120 185V183L121 182H123L124 181V179H127L128 180V178H126L125 177V175L124 176H120ZM237 175H239V174H237ZM250 175V174H249ZM127 176H128V174H127ZM224 176V175H223ZM251 176V175H250ZM263 176V175H262ZM107 177H109V178H107ZM169 177V176H168ZM230 177V176H229ZM234 177L235 178H237L235 175H234ZM215 178V177H214ZM223 178V177H222ZM231 178V177H230ZM224 179V178H223ZM254 179V178H253ZM5 181H4V184H3V182L1 181V179H0V181L2 182V184L5 186V182L8 180L7 178L6 179H4ZM126 180V181H127ZM168 180V179H167ZM228 180V179H227ZM230 180V179H229ZM229 180H228V182H229ZM237 180V179H236ZM257 180V179H256ZM94 181H97V179L96 180H94ZM91 182V181H90ZM89 182V183H90ZM168 182V181H167ZM167 182H165V183H167ZM232 182V181H231ZM235 182V181H234ZM245 182V181H244ZM249 182H251V181H249ZM248 182V183H249ZM8 184H9V180H8V182H7ZM94 183V182H93ZM169 183V182H168ZM168 183H167V185H168ZM172 183V182H171ZM181 183V182H180ZM189 183V182H188ZM188 183H186V184H188ZM239 183V182H238ZM253 183H254V181H253ZM1 184V185H2ZM97 184V183H96ZM124 184V183H123ZM123 184H121V187H122V185ZM237 184V183H236ZM235 184V185H236ZM243 184V183H242ZM245 184H247V183H245ZM256 184V183H255ZM3 185H2V188H3ZM125 185V184H124ZM161 185H164V182L163 183H161ZM177 185V186H176ZM250 185V184H249ZM248 185V186H249ZM7 186V185H6ZM9 186V185H8ZM118 186V185H117ZM116 186V187H117ZM127 186V185H126ZM176 186V187H175ZM181 186V185H180ZM108 187V186H107ZM161 187V186H160ZM164 187H165V185H164ZM174 187H175V189H174ZM181 187H183V186H181ZM239 187V186H238ZM251 188H249V190H247L246 188V195H248V196H251L252 198H255L256 196H258V192L260 191V190H264V176L263 177H261L260 178V180L257 182V184H256V186L254 185V184H252V186H250ZM5 188V187H4ZM114 188V187H113ZM167 188V187H166ZM0 189H1V187H0ZM244 189V188H243ZM161 190V189H160ZM185 190V189H184ZM114 191V190H113ZM162 191V190H161ZM202 191V192H203ZM230 191V190H229ZM233 191L234 190H232V193H233ZM147 192H149V191H147ZM160 192V191H159ZM163 193V194H161V192L160 193H158V197L162 200H164V202H165V199H167V193ZM183 192V191H182ZM206 192V191H205ZM209 192V191H208ZM235 192H237V191H235ZM234 192V193H235ZM261 193H262V191H260ZM264 192V191H263ZM142 193V192H141ZM150 194H152L151 192H149ZM148 193V195H150ZM186 193V192H185ZM201 193V192H200ZM233 193V195H235ZM70 194V193H69ZM153 194H154V192H153ZM184 194V193H183ZM229 193H227V195H228ZM237 194V193H236ZM242 194V193H241ZM148 195H147V198H148ZM205 195H209V194H205ZM240 195V194H239ZM256 195V196H255ZM76 196V195H75ZM74 196V197H75ZM140 196V195H139ZM142 196V195H141ZM154 196V195H153ZM179 196V195H178ZM185 196V195H184ZM189 196V195H188ZM226 196V195H225ZM230 196H232V194H229L228 196H227V198L226 199H228V197H230ZM241 196V195H240ZM239 196V198H241V199H243V197H246L245 195L244 196H241L240 197ZM255 196V197H254ZM260 196V195H259ZM258 196V197H259ZM262 196V195H261ZM24 197V196H23ZM151 198H152V195L150 196ZM155 197V196H154ZM186 197V196H185ZM236 197V196H235ZM237 197H238V195H237ZM236 197V198H237ZM250 197V198H251ZM255 198V200H254V207L255 206H259V205H261L262 203H264V200L263 199H261V198ZM86 198V197H85ZM251 198V199H252ZM23 199H26V198H23ZM73 199V198H72ZM83 198H81V199H79V198H75V199H73L71 202H69V203H71L70 204V206L71 207H69V213H71L70 211H72L74 214H76V219L78 220V218H80V220L78 221V223L76 222V225H73V226H75L76 227V232H78L79 230H81L82 232H86V231H92V230H94V231H96V229L95 228H97L98 229V227H99V225H98V222L96 223L97 224V226H94L95 224H93V223H91V221L93 220H96V221H98L97 219L99 218V217H103V215H104V213L103 212H101L102 211V207H101V205H100V207L98 206V205H96V204H94L93 202H91V201H88V200H82ZM154 199V198H153ZM172 199V198H171ZM186 199H188V198H186ZM226 199H224L225 201H226ZM233 198L231 197V200H232ZM69 200V199H68ZM70 200H71V198H70ZM177 200V199H176ZM216 200V199H215ZM220 200V199H219ZM223 200V201H224ZM250 200V199H249ZM248 200V201H249ZM94 201V200H93ZM155 201V200H154ZM168 201V200H167ZM210 201V200H209ZM223 201H221L222 203H216V205L214 204L213 206H208L209 208H211V207H213L212 208V210H211V213H214L215 215H217V214H220L221 215V213H225V212H227L228 210H230L231 209V207H230V205H228V204H230L229 202H225L224 201V203H223ZM234 201V200H233ZM202 202V201H201ZM207 203V202H206ZM234 203H235V201H234ZM160 204V203H159ZM173 204V203H172ZM188 204V203H187ZM238 205H239V203H237ZM237 204L235 205V206H237ZM252 204H253V202H252ZM103 205V204H102ZM161 205V204H160ZM206 205H208V204H206ZM232 205V204H231ZM245 205V204H244ZM67 206H69V205H67ZM104 206V205H103ZM189 206V205H188ZM200 206H201V204H200ZM234 206V207H235ZM63 207V206H62ZM190 207V206H189ZM198 207H199V205H198ZM204 207H205V204L203 203V206L201 207V210L204 212V213H206V212H208V211H210V210H208V209H204ZM247 207V206H246ZM248 207H250V206H248ZM188 208V207H187ZM237 208V207H236ZM235 208V209H236ZM240 208H242V207H240ZM61 209V208H60ZM65 209H68V207H65ZM64 209V211H63V213L62 212H60V215L62 216L63 215V217H62V219H64L65 220V217H67L68 216V214L69 213H67V214H65L66 213V210ZM71 209V210H70ZM105 209V208H104ZM184 209V208H183ZM238 209V208H237ZM165 210V209H164ZM163 210V211H164ZM191 210V209H190ZM206 210V211H205ZM208 210V211H207ZM234 210V209H233ZM255 210V209H254ZM68 211V210H67ZM166 211V210H165ZM199 211H200V207H199ZM231 211V210H230ZM246 211V210H245ZM256 211H258V210H256ZM154 212V211H153ZM168 212V211H167ZM238 212V211H237ZM103 213V214H102ZM163 213V212H162ZM200 213H202V212H200ZM210 213V212H209ZM217 213V214H216ZM230 213V212H229ZM247 213H248V211H247ZM101 214H102V216H101ZM161 214V213H160ZM167 214V213H166ZM57 215V214H56ZM59 214L57 215V217H58V219L60 218V220H61V217H59L60 216ZM65 215H67V216H65ZM205 215V214H204ZM250 215V214H249ZM65 216V217H64ZM74 216V215H73ZM72 216V217H73ZM105 216V215H104ZM174 216V215H173ZM172 216V217H173ZM213 216V215H212ZM218 216V215H217ZM223 216V215H222ZM175 217V216H174ZM69 218H70V216H69ZM211 218V217H210ZM216 218V217H215ZM244 218V217H243ZM54 219V218H53ZM67 219H68V217H67ZM101 219V218H100ZM213 219V218H212ZM247 219V218H246ZM245 219V220H246ZM70 220V219H69ZM74 221H76L75 220V218L73 219ZM103 220V219H102ZM173 220V219H172ZM178 220H179V223H181L182 221H187L185 218H183V217H178ZM234 220V219H233ZM92 221V222H93ZM111 221H113L112 219H111ZM127 221V220H126ZM168 221V220H167ZM181 221V222H180ZM211 221V220H210ZM209 221V225H210V228L212 229V231L213 232H211V233H216L217 234V237L219 238V236L221 237V243L223 244V242H224V244L226 245H228V246H231L230 248H232L233 247V249L235 250H240L241 252L242 251H244V250H249L250 252H247V253H250L251 254V257H255L254 259L256 260L257 259V261L259 262V261H261L262 260V262L264 263V236H263V234L264 233H262V228H261V224L259 225V224H253V222L252 223H250V221H248V220H246V221H248V222H240V223H238V221H237V223H234V222H231V221H229V220H213V221H211L210 222ZM256 221V220H255ZM73 222V221H72ZM101 221H99V223H100ZM207 222V221H206ZM51 223V222H50ZM56 223V222H55ZM68 223V222H67ZM89 223H91V224H89ZM106 223V222H105ZM107 223H109V221L107 222ZM185 223V222H184ZM193 223V222H192ZM192 223H190L191 225H192V227H193V224ZM202 223V222H201ZM208 223V222H207ZM62 224V223H61ZM69 224V223H68ZM92 224H93V226H92ZM137 224V223H136ZM134 222H128V224L127 225H125V233H126V235H124V237H127V240L125 241V244H127L128 246H126L128 249H132V250H134L135 251V253L137 252L139 255H140V257L143 259V258H146L147 256H149V257H151L152 256V258H155L156 259V261H155V263H157V262H160V261H162V263H164L163 261H165V263L164 264H170V262L168 261V260H171L170 258H176L177 257V260H178V257H182L184 260L187 258V255H188V258H189V254L188 253H184V251H182V250H180V248H178V247H175V246H173L172 244H170L168 241H166V240H163L160 236V238L156 235V234H154V233H152V232H150L149 230H147L146 228L145 229H141V228H139L137 225H136ZM52 225V224H51ZM65 225V224H64ZM69 225H71V224H69ZM90 225V226H89ZM183 225V224H182ZM190 225V226H191ZM196 225V224H195ZM195 225H194V227H195ZM73 226H72V228H73ZM186 226H188L187 224H186ZM57 227V226H56ZM102 227V226H101ZM120 227H122V226H120ZM263 227V226H262ZM71 228V229H72ZM79 228V230L77 231V229ZM113 228V227H112ZM187 228H189V227H187ZM206 228H208V227H206ZM55 229V228H54ZM60 229V228H59ZM107 229V228H106ZM122 229V228H121ZM64 230V229H63ZM198 230V229H197ZM72 231H73V229H72ZM80 231V237H82L83 238V236L86 234H84L83 235V233ZM196 231V230H195ZM205 231V230H204ZM64 232V231H63ZM70 232V231H69ZM100 232V231H99ZM55 233V232H54ZM68 233V232H67ZM67 233H65V235L67 234ZM82 233V234H81ZM196 233V232H195ZM210 233V234H211ZM89 234H92L91 232H89ZM89 234H87V235H89ZM116 235H117V233H115ZM124 234V233H123ZM122 234V235H123ZM261 234V235H260ZM55 235V234H54ZM69 235H70V233H69ZM72 235H74L73 233H72ZM76 235V234H75ZM74 235V236H75ZM83 235V236H82ZM114 235V234H113ZM212 235V234H211ZM214 235V234H213ZM219 235V236H218ZM86 236V235H85ZM91 235H89L88 236V238L90 237ZM119 236V235H118ZM66 237V236H65ZM76 237H78V235H76ZM103 237V236H102ZM120 237H121V234H120ZM124 237H121L122 239L124 238ZM163 237V236H162ZM206 237H207V235H206ZM52 238V237H51ZM67 238V237H66ZM68 238H69V236H68ZM71 238V237H70ZM72 238H73V236H72ZM218 238H216V239H218ZM84 239H86V237H84ZM84 239L82 240V242L84 241ZM121 239V240H122ZM125 239V238H124ZM165 239V238H164ZM67 240V239H66ZM65 240V241H66ZM69 241H71V240H69ZM75 241H77V239H75ZM86 241V240H85ZM67 242V241H66ZM65 242V243H66ZM74 241L72 240V243H73ZM79 242V241H78ZM78 242H74V244H78ZM82 242H79V244L80 243H82ZM127 242V243H126ZM215 242V241H214ZM89 243H91V242H86V244H88L89 245ZM94 243V242H93ZM122 243L124 244V242L122 241ZM68 244H69V242L67 243V248H68ZM116 244V243H115ZM86 246L85 248L87 249V247H90V245H92V243L89 245V246ZM51 246V245H50ZM70 246H71V244H70ZM77 246H83L84 247V245H82V244H80V245H77ZM54 247V246H53ZM74 247V246H73ZM72 247V248H73ZM66 248V247H65ZM84 248V249H85ZM115 248V247H114ZM224 248V247H223ZM76 249V248H75ZM116 250H117V248H115ZM225 249V248H224ZM232 249V250H233ZM67 250V249H66ZM72 250V249H71ZM79 250H81V249H78V251ZM124 250V249H123ZM127 250V249H126ZM82 251H83V248H82ZM133 251V252H134ZM68 252V251H67ZM81 252V251H80ZM114 252V251H113ZM235 252V251H234ZM239 252V251H238ZM237 252V253H238ZM69 253V252H68ZM109 253H110V251H109ZM244 253H246V252H244ZM67 254V253H66ZM80 254H82V253H80ZM80 254H78V255H80ZM90 254V253H89ZM112 255V254H111ZM183 255H185V256H183ZM253 255V256H252ZM55 256V255H54ZM80 257V256H79ZM185 257V258H184ZM110 258V257H109ZM181 258V259H182ZM187 258V259H188ZM193 258V257H192ZM198 259V258H197ZM197 259H196V257H194V259H193V263H194V260H196L195 261V264H197L196 262H198L197 261ZM259 259V260H258ZM261 259V260H260ZM79 260V259H78ZM141 260V259H140ZM143 260H145V259H143ZM173 260V259H172ZM171 260V261H172ZM184 260L182 261V263L184 262ZM110 261V260H109ZM166 261H168L167 263H166ZM181 261V260H180ZM187 261V260H186ZM185 261V262H186ZM188 261H189V259H188ZM188 261H187V264H188ZM200 261V260H199ZM202 261V260H201ZM80 262V261H79ZM111 262V261H110ZM134 262V261H133ZM176 261H174L173 263H175ZM185 262L183 263V264H185ZM261 262V264H263ZM74 263V262H73ZM107 263H109V262H107ZM112 263V262H111ZM110 263V264H111ZM161 263V264H162ZM177 263V262H176ZM181 263V264H182ZM192 263V264H193ZM200 263H202L203 264V262H200ZM256 263V262H255ZM75 264V263H74ZM117 264V263H116ZM144 264H147V263H144ZM159 264V263H158ZM205 264V263H204ZM258 264V263H257Z\"/></svg>","mask_w":264,"mask_h":264}]
</instances>
